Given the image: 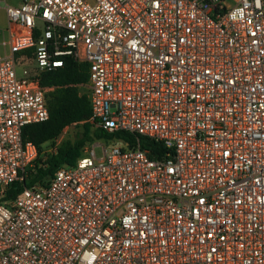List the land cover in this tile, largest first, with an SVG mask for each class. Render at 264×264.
<instances>
[{
	"label": "built area",
	"instance_id": "2783aa9c",
	"mask_svg": "<svg viewBox=\"0 0 264 264\" xmlns=\"http://www.w3.org/2000/svg\"><path fill=\"white\" fill-rule=\"evenodd\" d=\"M4 9L0 264H264V0ZM22 52L36 72L18 74ZM66 57L88 65L79 88L94 128L129 133L134 146L113 137L122 145L98 157L97 140L30 184L42 152L23 129L49 119L53 87L40 77ZM49 143L46 158L61 142Z\"/></svg>",
	"mask_w": 264,
	"mask_h": 264
},
{
	"label": "trees",
	"instance_id": "16d2710c",
	"mask_svg": "<svg viewBox=\"0 0 264 264\" xmlns=\"http://www.w3.org/2000/svg\"><path fill=\"white\" fill-rule=\"evenodd\" d=\"M25 53L18 54V57ZM40 78L42 86L53 87L47 93L50 117L44 122L25 126L23 139L32 141L42 151V145L49 142L54 143L68 127L80 126L82 132L74 139L64 138L55 154L45 160L39 158L34 168L30 170V184L36 181L46 182L59 168L65 165H74L77 159L83 155L85 146L102 139L107 134L102 129H95L90 122L92 117L90 102L87 96L80 92L79 85L89 79L86 63H78L73 58L66 57L63 67L52 72H43ZM109 135V138L124 139L134 146V137L129 133L119 131ZM142 148L151 150V158H157L163 152L156 142L144 138L142 139ZM18 192L19 188L11 189L8 198H12Z\"/></svg>",
	"mask_w": 264,
	"mask_h": 264
},
{
	"label": "rangeland",
	"instance_id": "374dc122",
	"mask_svg": "<svg viewBox=\"0 0 264 264\" xmlns=\"http://www.w3.org/2000/svg\"><path fill=\"white\" fill-rule=\"evenodd\" d=\"M12 2V1H10ZM8 39V20L6 16V12L0 10V57L6 55L8 53V46L2 45L4 41ZM19 68L18 74L20 75L24 69L29 70L31 73L36 72V63L29 58L21 57L19 59ZM82 128L80 126H71L64 131V134L57 139V141H62L64 138H75L78 134H81ZM108 134V133H107ZM105 135L102 139L98 140L101 145L95 147L96 153L98 157H101L103 154V147H111L112 145H122L121 142L112 138H109V134ZM117 142V143H116ZM50 148V143H46L42 145V153L40 158L44 160L46 158V150ZM39 164V163H38Z\"/></svg>",
	"mask_w": 264,
	"mask_h": 264
},
{
	"label": "crops",
	"instance_id": "0c3cea01",
	"mask_svg": "<svg viewBox=\"0 0 264 264\" xmlns=\"http://www.w3.org/2000/svg\"><path fill=\"white\" fill-rule=\"evenodd\" d=\"M10 1H16V0H0V10L3 11V12H6L5 9H4V6L7 2H10Z\"/></svg>",
	"mask_w": 264,
	"mask_h": 264
}]
</instances>
